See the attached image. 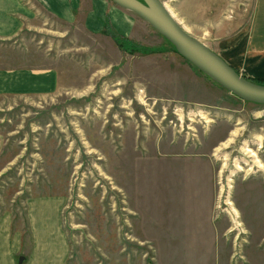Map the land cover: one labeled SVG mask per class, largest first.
<instances>
[{"label": "rangeland", "instance_id": "1", "mask_svg": "<svg viewBox=\"0 0 264 264\" xmlns=\"http://www.w3.org/2000/svg\"><path fill=\"white\" fill-rule=\"evenodd\" d=\"M161 1L188 33L216 49L217 38L248 21L253 5ZM32 9L39 19L14 36L19 50L32 52L27 62L53 65L62 81L48 95L0 96V214L21 225L26 198L63 196L70 264H152L155 254L159 264H178L192 248L130 246L135 218L176 208L152 195L168 191L159 163L205 157L213 165V217L224 240L218 249L230 264H264V105L227 91L148 24L141 36L157 51L142 57Z\"/></svg>", "mask_w": 264, "mask_h": 264}, {"label": "crops", "instance_id": "2", "mask_svg": "<svg viewBox=\"0 0 264 264\" xmlns=\"http://www.w3.org/2000/svg\"><path fill=\"white\" fill-rule=\"evenodd\" d=\"M32 6L67 26L106 37L120 53L124 52L110 37L113 33L149 47L141 36V32L147 30V23L110 0H31L30 3L29 0H0V54H4L0 56V96H43L52 94L61 84L58 69L53 65H38L32 57L27 62L32 52L19 50L22 44L14 37L22 28L33 24L30 21H38L37 11ZM217 39H220L219 49L205 44L241 74L245 72L249 78H264V0H253L248 21L230 35ZM221 41L227 45H220ZM8 52L12 56L7 57ZM143 54L142 57L149 55ZM184 150L180 148L179 151ZM187 156L176 158L171 164H155L164 169L159 176L161 186L168 191L159 197L152 194L153 191L151 194L161 201L167 199L166 208L173 204L176 208L168 207L164 210L165 215L163 211H139L135 218L138 221L135 244L130 246L188 247L194 250L193 254L187 253V258L182 256L178 264H230L229 256H224L223 250L218 249L223 248L224 240L213 217V165L205 157ZM147 194L149 191L138 196V200L148 198ZM64 198L58 195L26 198L21 225L12 222L11 213L0 214V264H70L69 245L62 223ZM149 219L162 223L151 224ZM165 219L170 221L163 223ZM170 224L172 226L164 233L160 227ZM191 257H194L192 261L189 260ZM158 258L155 254V264H159ZM244 264H250V261Z\"/></svg>", "mask_w": 264, "mask_h": 264}, {"label": "water", "instance_id": "3", "mask_svg": "<svg viewBox=\"0 0 264 264\" xmlns=\"http://www.w3.org/2000/svg\"><path fill=\"white\" fill-rule=\"evenodd\" d=\"M164 36L176 52L240 99L264 105V84L243 76L204 42L188 33L161 0H110Z\"/></svg>", "mask_w": 264, "mask_h": 264}, {"label": "trees", "instance_id": "4", "mask_svg": "<svg viewBox=\"0 0 264 264\" xmlns=\"http://www.w3.org/2000/svg\"><path fill=\"white\" fill-rule=\"evenodd\" d=\"M110 37L112 38V40L114 41L115 45L123 50L126 51L128 53H133L135 51H140V52H144V53H151V52H155L157 51V49L154 48H149V47H139L138 45H136L135 43L131 42L130 40H127L125 38H120L118 35L116 34H111ZM243 76L246 77V75L242 74ZM248 79L255 81L257 83H261L264 84V79H253V78H249Z\"/></svg>", "mask_w": 264, "mask_h": 264}, {"label": "bare ground", "instance_id": "5", "mask_svg": "<svg viewBox=\"0 0 264 264\" xmlns=\"http://www.w3.org/2000/svg\"><path fill=\"white\" fill-rule=\"evenodd\" d=\"M164 3V2H163ZM165 5V4H164ZM165 7L169 10V8L165 5ZM251 152V151H250ZM229 204V203H228ZM232 207V206H231ZM231 210V209H230ZM232 211L234 212V213H237V211L232 207Z\"/></svg>", "mask_w": 264, "mask_h": 264}]
</instances>
